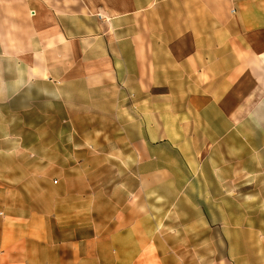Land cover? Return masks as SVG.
Segmentation results:
<instances>
[{
  "label": "crops",
  "instance_id": "1",
  "mask_svg": "<svg viewBox=\"0 0 264 264\" xmlns=\"http://www.w3.org/2000/svg\"><path fill=\"white\" fill-rule=\"evenodd\" d=\"M30 89L93 105L96 179L0 183V264H264V0H0V176Z\"/></svg>",
  "mask_w": 264,
  "mask_h": 264
},
{
  "label": "rangeland",
  "instance_id": "2",
  "mask_svg": "<svg viewBox=\"0 0 264 264\" xmlns=\"http://www.w3.org/2000/svg\"><path fill=\"white\" fill-rule=\"evenodd\" d=\"M31 91L37 93L34 95ZM73 92L74 90L69 89L56 94L42 89L26 91L24 127L9 129L11 136H15L16 132L19 137L20 133L24 134L22 136L24 151L19 148V156H16L12 150L13 144H10L9 148L13 153L7 162L3 161L1 164L9 169L11 175L0 176V183L35 187L60 183L64 179L65 182L75 185V192L79 193L84 182V174L86 178V171L82 173L81 167L90 169V180L96 179L95 172L91 171L96 168L97 161L93 158L81 159L79 154L86 151L84 149L86 145L81 144V139L88 142L90 138L96 137L97 112L86 108H92L93 105L82 103L87 99L86 96L80 93L74 95ZM89 98L97 99L96 93ZM55 99L64 100V104L56 102ZM16 146L15 144L13 147L14 151ZM72 153L78 155L71 156ZM13 154L14 158H11ZM58 156L65 158L59 159ZM31 190L32 188H27L26 192L24 191L29 201L33 194ZM43 190L42 188V194ZM30 205L28 210H31ZM41 206L44 210L46 204L42 201ZM255 215L256 209L250 208V216ZM249 227V249L250 253L255 252V255H250L251 261L257 259L256 252L260 244L258 245L256 241V223H250Z\"/></svg>",
  "mask_w": 264,
  "mask_h": 264
}]
</instances>
